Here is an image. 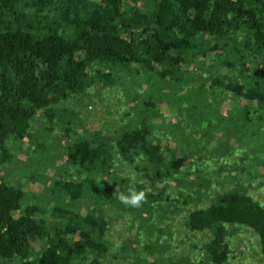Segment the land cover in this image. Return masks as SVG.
<instances>
[{"label": "trees", "instance_id": "16d2710c", "mask_svg": "<svg viewBox=\"0 0 264 264\" xmlns=\"http://www.w3.org/2000/svg\"><path fill=\"white\" fill-rule=\"evenodd\" d=\"M140 71L149 86L131 95L133 82H123L131 117L112 132L85 127L66 107L112 85V74ZM165 100L175 121L164 118ZM38 113L45 135L61 134L62 163L75 172L52 181L59 202L48 214L0 176V264H104L120 252L131 259L136 230L154 232L168 195L202 173L196 161H224L236 126L264 130V0H0V172ZM239 184L213 194L209 183L188 187L208 200L183 218L187 232L205 235L194 264H230L229 228L257 238L264 264V207ZM117 187L143 190L147 202L125 207ZM86 198L95 206L83 211L77 203ZM114 209L137 222L117 248L109 233L125 216L112 217ZM157 243L144 241L142 252L160 253ZM142 255L134 263L148 264Z\"/></svg>", "mask_w": 264, "mask_h": 264}, {"label": "rangeland", "instance_id": "374dc122", "mask_svg": "<svg viewBox=\"0 0 264 264\" xmlns=\"http://www.w3.org/2000/svg\"><path fill=\"white\" fill-rule=\"evenodd\" d=\"M112 77L114 82L109 87H103L102 84H99L90 89L84 99L74 100L66 105L68 109L77 115L78 120L89 129L97 125L112 132L129 120L132 103H130V98L126 96L128 88L122 86L123 82L126 80L133 82L129 86L131 95L136 93L139 96L143 84L145 89L149 86L148 81L144 80L147 75L141 71L125 75L124 72H120L112 74ZM163 93L167 94V91L165 90ZM162 102L160 105L164 109L165 120H168V122L175 121L173 108L166 106V100L165 103ZM222 104L223 107L229 106L226 101H223ZM35 119L29 135L11 148L12 159L10 163L3 167L0 176L4 181L20 186L26 194L27 203L38 204L48 214L52 206L57 205V202H59L51 199L49 194L52 181L64 179L75 171L62 163V148L57 142L61 134L57 130H53L45 135L43 130L46 125L41 114L38 113ZM180 120L184 122L183 117ZM181 126L183 127L184 124ZM260 127L255 125L251 130H248L244 126H236L235 132L229 136L231 138L229 141L231 147L229 156L222 162L213 159L206 161L205 157L201 156L205 160L196 161V167L202 170V173L199 174L197 179L195 177L193 179V176L188 177V187L194 186V190L202 189L209 183L208 192L213 194L225 187L229 188L236 183H240L242 190L247 191L264 207V130L261 125ZM185 134H188L186 130ZM168 135L174 136L170 133ZM221 135L214 136L213 145H217L221 141ZM241 168H244L243 172H245L243 177H239L241 176ZM193 172L195 173V171ZM135 179L138 178L133 177V180ZM179 187L180 189L176 188L168 195V199L160 205L161 211H156L158 213L153 215L150 225L155 227L154 232L146 236L145 229L136 230L138 233L136 236H140L142 240L139 237L138 243L133 241L130 244L131 247H127L126 252L131 254L132 251L138 250L139 254L134 252L133 257L130 259V257H126V254L123 256V253L120 252L122 254V257L119 255L121 260L118 259L113 262V259L108 256L104 264H136L134 262L140 254H143L142 257L147 259L148 264H170L171 262L194 264L193 259L198 257L200 245L205 241V235L187 232L183 227V218L189 209L202 207L207 204L208 200L202 192L203 189L195 193L194 190L190 191L184 183ZM176 201L181 203V210L173 206ZM185 201H188L186 205ZM77 204L83 211H88L95 206L93 200L88 198L79 200ZM104 206L112 209L108 204ZM114 211V213H109L112 217H126L113 223L109 233L111 243H115L117 248L122 246L124 238L126 240L130 238L129 236L135 234L134 229L137 222H132V217L125 215L124 212L118 213L115 209ZM151 238L158 242L157 245H161V252L157 254L146 253V255L142 252L144 241ZM228 242L232 252L230 264H262L257 238L251 232L229 228ZM32 246L37 251L41 249L42 244L33 242Z\"/></svg>", "mask_w": 264, "mask_h": 264}, {"label": "clouds", "instance_id": "9594fccd", "mask_svg": "<svg viewBox=\"0 0 264 264\" xmlns=\"http://www.w3.org/2000/svg\"><path fill=\"white\" fill-rule=\"evenodd\" d=\"M113 196L125 207L139 208L143 203L147 202V193L143 190L136 191L135 189H130L128 193H124L117 187Z\"/></svg>", "mask_w": 264, "mask_h": 264}]
</instances>
